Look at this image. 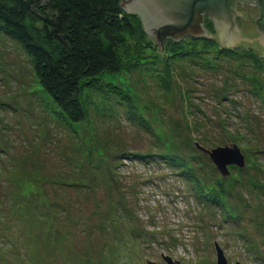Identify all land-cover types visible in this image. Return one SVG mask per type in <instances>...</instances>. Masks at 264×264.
Segmentation results:
<instances>
[{"label": "rangeland", "instance_id": "1", "mask_svg": "<svg viewBox=\"0 0 264 264\" xmlns=\"http://www.w3.org/2000/svg\"><path fill=\"white\" fill-rule=\"evenodd\" d=\"M244 11L239 31L256 18ZM136 16L149 55L83 87L76 125L0 33V264H216V247L264 264V49L236 48L257 67ZM233 146L244 166L222 175L208 152Z\"/></svg>", "mask_w": 264, "mask_h": 264}, {"label": "trees", "instance_id": "2", "mask_svg": "<svg viewBox=\"0 0 264 264\" xmlns=\"http://www.w3.org/2000/svg\"><path fill=\"white\" fill-rule=\"evenodd\" d=\"M121 1L0 0V33L22 47L40 86L37 91L48 95L61 122L67 119L76 125L85 120L83 87L100 90L104 75L135 70L142 53L149 55L138 17L124 12ZM204 27L212 32L210 22ZM191 42L194 46L200 43L204 52L217 48L214 38H191ZM172 44L178 58L190 54L181 51L180 43ZM238 50L218 48L216 52L231 58L249 57L259 67L257 56ZM178 162L188 167L185 161Z\"/></svg>", "mask_w": 264, "mask_h": 264}, {"label": "water", "instance_id": "3", "mask_svg": "<svg viewBox=\"0 0 264 264\" xmlns=\"http://www.w3.org/2000/svg\"><path fill=\"white\" fill-rule=\"evenodd\" d=\"M132 5H127L128 0L121 1L124 12L139 16L144 30L147 33L161 34L177 38L185 34L203 35L200 26L202 14L215 17L222 14L233 16L235 1L258 4L260 26L264 27V0H130ZM257 16V11H256ZM195 33V34H190ZM208 35V34H207ZM195 36V37H196ZM206 37V36H204ZM198 38V37H196ZM213 165L222 175L228 174V166H244V157L235 146L216 148L208 152ZM216 264H227L222 252L216 247ZM165 264H177L169 257L162 255ZM148 264H154L148 262Z\"/></svg>", "mask_w": 264, "mask_h": 264}, {"label": "flooded vegetation", "instance_id": "4", "mask_svg": "<svg viewBox=\"0 0 264 264\" xmlns=\"http://www.w3.org/2000/svg\"><path fill=\"white\" fill-rule=\"evenodd\" d=\"M127 5H132L130 0H128ZM238 5L240 8L239 11ZM245 6L254 7V9L257 11V16L256 18H252V26H249L250 28L244 27L243 25V29L239 31V28L236 25V20H245L248 17L247 12L244 11ZM233 14L235 15L231 17L229 16L230 18H226L227 15L224 14L215 17L208 16L206 13L202 14V20L200 24L203 27V30H205V33H203V35L198 38H203L206 36L204 38L213 39V37H210L206 34L207 31L204 27L206 19H212V29L213 32H215L214 39L219 48L232 50L244 45H248L250 47H256V49H264V27L260 26V10L258 4L253 1L250 4L235 1ZM185 35H182L181 37Z\"/></svg>", "mask_w": 264, "mask_h": 264}, {"label": "crops", "instance_id": "5", "mask_svg": "<svg viewBox=\"0 0 264 264\" xmlns=\"http://www.w3.org/2000/svg\"><path fill=\"white\" fill-rule=\"evenodd\" d=\"M237 2V1H236ZM239 2H241V3H248V2H243V1H239ZM254 2V1H253ZM252 3V2H251Z\"/></svg>", "mask_w": 264, "mask_h": 264}]
</instances>
